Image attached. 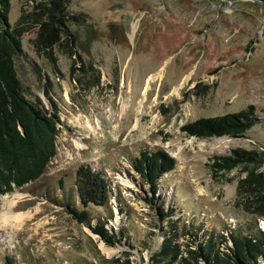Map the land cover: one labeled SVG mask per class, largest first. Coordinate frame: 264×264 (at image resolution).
<instances>
[{
  "label": "rangeland",
  "instance_id": "obj_1",
  "mask_svg": "<svg viewBox=\"0 0 264 264\" xmlns=\"http://www.w3.org/2000/svg\"><path fill=\"white\" fill-rule=\"evenodd\" d=\"M49 5L54 37L36 46ZM8 21L21 41L23 92L55 117L57 133L42 174L0 196V264H161L169 245L173 264H204V244L232 252V235L264 234L251 211L264 204V163L216 174L209 166L235 147L264 150V0H9ZM248 104L258 122L239 136L181 130ZM143 149L174 159L154 199L174 204L171 219L149 204V183L131 165ZM82 166L100 170L111 191L87 222L67 208H81ZM7 211L27 216L15 226L2 221ZM100 222L118 241L90 228Z\"/></svg>",
  "mask_w": 264,
  "mask_h": 264
},
{
  "label": "trees",
  "instance_id": "obj_2",
  "mask_svg": "<svg viewBox=\"0 0 264 264\" xmlns=\"http://www.w3.org/2000/svg\"><path fill=\"white\" fill-rule=\"evenodd\" d=\"M8 12L9 0H0V196L42 174L56 152L57 133L55 117L30 101L23 92L15 66V56L21 52V41L8 21ZM55 14L51 5L46 7V19L42 21L38 37L34 40L36 46L39 40L54 37ZM256 122L258 116L255 107L248 104L234 112L185 122L181 125V130L197 137H234L241 135ZM259 163H264V150L235 147L229 153L213 155L209 166L211 172L216 174L237 166L247 170L250 165ZM131 165L149 183L152 196L146 199L160 218L173 216L174 204L165 209L162 205L157 206L154 201L159 187L157 179L173 168V157L162 149H143L132 159ZM100 173V170L93 171L89 166L76 170L75 185L81 208L78 210L69 205L67 208L80 222H87L89 206L100 207L108 203L111 191ZM245 181L249 179L241 180L237 191L243 188L242 183ZM245 188L251 193L259 191L258 186L251 183ZM251 211L264 218V204L256 205ZM90 228L107 242L118 241L117 236L110 233L103 222L90 225ZM252 232L243 236L232 235L231 246H228L232 252L213 251L208 242L200 247L199 255L204 264H257L258 259L264 260V234L258 228ZM168 247L165 251L161 248V264H173L169 259L171 246ZM5 264L14 262L6 257ZM175 264L191 263L184 260L183 263Z\"/></svg>",
  "mask_w": 264,
  "mask_h": 264
},
{
  "label": "bare ground",
  "instance_id": "obj_3",
  "mask_svg": "<svg viewBox=\"0 0 264 264\" xmlns=\"http://www.w3.org/2000/svg\"><path fill=\"white\" fill-rule=\"evenodd\" d=\"M157 74L158 73H155L154 75H152L151 77H150V79H149V81H151V80H153V79H155L156 78V76H157ZM78 145H79V143H77ZM19 193V192H18ZM18 197V196H17ZM17 197H16V199H17ZM14 198V197H13ZM15 199V200H16ZM12 201V200H11ZM3 205H8V208H10V206H12V203L10 202V201H6L5 199H4V201H3ZM25 212H17V213H11V211H7V214H5L4 216H3V222H5V221H9V222H11V224L12 225H21V224H19L23 219H24V217L25 216H27L26 214L27 213H25ZM30 214H32V213H30ZM29 214V215H30ZM13 222H15V223H13ZM16 222H18L17 224H16ZM6 223V222H5Z\"/></svg>",
  "mask_w": 264,
  "mask_h": 264
}]
</instances>
